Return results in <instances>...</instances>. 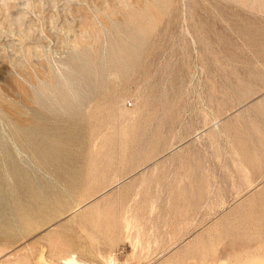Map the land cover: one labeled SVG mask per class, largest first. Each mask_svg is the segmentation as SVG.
I'll list each match as a JSON object with an SVG mask.
<instances>
[{"label":"rangeland","instance_id":"1","mask_svg":"<svg viewBox=\"0 0 264 264\" xmlns=\"http://www.w3.org/2000/svg\"><path fill=\"white\" fill-rule=\"evenodd\" d=\"M121 35L128 71L84 98L73 64ZM69 257L264 261V0H0V264Z\"/></svg>","mask_w":264,"mask_h":264},{"label":"water","instance_id":"2","mask_svg":"<svg viewBox=\"0 0 264 264\" xmlns=\"http://www.w3.org/2000/svg\"><path fill=\"white\" fill-rule=\"evenodd\" d=\"M117 39H115L116 41L114 40L116 42L115 45L111 46V49H115L114 51L104 52L101 55L95 54L94 56H91L92 58H87L86 62L78 61L76 64H73L72 69L75 71V73H77L76 75L79 81V88L85 93L84 98H88L90 95L96 92L98 88L103 86L104 73L112 70V68L116 69L115 62L118 64L121 63V67L125 68V72L128 71L124 50L119 48L118 43L122 42L126 51H128L130 54L132 52H136L138 47L134 44H131L126 35H121V37ZM118 52L120 55L117 56ZM49 103L50 109L40 103L41 107L44 108L48 114L54 117L72 118L73 120L75 119L76 107L74 109L73 107L66 108L64 105L63 107L62 104L58 103L57 100L51 99ZM67 136L68 140L65 145L69 144L75 147L79 144V138L76 134L71 135V133H68ZM59 142H53L54 144H57L56 147H50L46 150H35V152L40 162L53 163L55 164L56 170L61 174L73 175L74 172L72 163H74L76 159V153L72 150H68L61 141Z\"/></svg>","mask_w":264,"mask_h":264},{"label":"bare ground","instance_id":"3","mask_svg":"<svg viewBox=\"0 0 264 264\" xmlns=\"http://www.w3.org/2000/svg\"><path fill=\"white\" fill-rule=\"evenodd\" d=\"M51 142H56V143H57V142H59V141L56 140V139H55V140L53 139V140H51ZM59 143H60V142H59ZM58 145H59V144H58ZM56 146H57V144H54V143H53L51 147L53 148V147H56ZM49 148H50V147H49ZM46 149H48V148H46ZM46 149H45V150H46ZM33 194H34V193H33ZM34 196H35V195H34ZM37 196H38V194H37ZM37 196H35V198H36ZM17 198H19V197L17 196ZM19 199H20V198H19ZM19 199H18V200H19ZM72 258H73V257H69V258H67V259L65 260L66 263H69V264H83V263H80V262L76 261L74 258H73V259H72ZM219 263H220V262H219ZM219 263H218V264H219ZM221 264H222V263H221ZM236 264H237V263H236ZM239 264H240V263H239ZM251 264H264V261H263V262L251 263Z\"/></svg>","mask_w":264,"mask_h":264}]
</instances>
